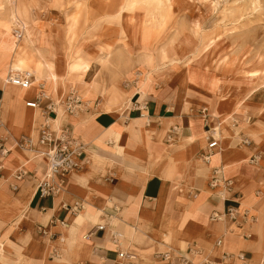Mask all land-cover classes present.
<instances>
[{
  "label": "crops",
  "instance_id": "0c3cea01",
  "mask_svg": "<svg viewBox=\"0 0 264 264\" xmlns=\"http://www.w3.org/2000/svg\"><path fill=\"white\" fill-rule=\"evenodd\" d=\"M135 68L139 79L149 70L141 62ZM158 73L148 71L146 84ZM170 77L165 68L140 90V97L135 92L118 104L126 122L98 103L76 116L64 108L57 126L52 120L59 111L52 114L46 123L82 141L89 163L67 177L61 193L46 197L37 189L46 159L18 145L28 136L37 142L46 121L42 110L26 107L38 95L33 90L39 81L32 82V90L0 83V140L7 151L2 155L0 150V264L6 259L11 264H125L120 250L134 256L132 264H181L184 259L225 264L226 252H245L248 264L264 260V139L259 145L244 132L235 135L237 128L248 126L242 117L247 110L231 112V140L225 135L226 119L182 110L183 104L176 103L179 77ZM144 111L149 116L142 118ZM212 132L220 147L206 163L202 155ZM246 137L250 144L244 143ZM197 193L201 196L194 197ZM231 206L239 211L236 221L225 217ZM249 216L257 220L246 223ZM219 239L221 246L216 245ZM15 251L25 256L23 262L17 263ZM231 263L241 264L236 258Z\"/></svg>",
  "mask_w": 264,
  "mask_h": 264
},
{
  "label": "rangeland",
  "instance_id": "374dc122",
  "mask_svg": "<svg viewBox=\"0 0 264 264\" xmlns=\"http://www.w3.org/2000/svg\"><path fill=\"white\" fill-rule=\"evenodd\" d=\"M20 59L42 74L33 76V83L41 77L33 94L43 87L51 91L60 116L61 101L77 90L89 106L98 103L126 122L118 104L135 92L140 97V90L166 68L170 78L179 77L176 103L183 104L182 110L226 119L230 140L231 112L247 110L241 115L248 126L237 128L235 135L244 132L257 144L264 139V0H0L2 85L12 62ZM75 62L88 69L71 71ZM140 62L159 72L150 84L145 82L148 71L139 79L138 69H132ZM252 126L257 129L250 131ZM14 254L17 263L24 261L21 252Z\"/></svg>",
  "mask_w": 264,
  "mask_h": 264
},
{
  "label": "built area",
  "instance_id": "2783aa9c",
  "mask_svg": "<svg viewBox=\"0 0 264 264\" xmlns=\"http://www.w3.org/2000/svg\"><path fill=\"white\" fill-rule=\"evenodd\" d=\"M15 35L17 39L22 38L21 30H16ZM10 81L12 85L20 87L22 89H27L32 85L33 76L31 74L17 75L15 77L11 76ZM44 100H49V102L42 106ZM65 111L71 115H78L89 107V102H85L79 91H71L67 96L61 101ZM1 103V99H0ZM26 107L33 109H40L46 119L42 123L39 129L38 141L34 142L31 136L22 137L18 140V145L24 150H35L38 155L46 159L47 165L44 177L40 180L38 185V192L42 197L57 195L62 192L65 185L67 177L79 170L86 168L89 163V155L86 152L85 144L79 139H75L67 129H60V131H55L51 126L46 123L48 118H51L52 114L57 115L58 107L56 101L51 99L50 95L46 91H40V93L35 96V98L28 100L26 102ZM251 120V119H250ZM209 143L206 148V152L202 155L203 160L207 163L214 154L213 149L220 147L219 139L214 135V133H209L208 136ZM3 141L0 140V150L1 154H7V151L3 150ZM245 144H250L248 137L244 140ZM216 174L219 173L218 169L215 170ZM22 175L18 176L21 179ZM217 181V179L213 180ZM215 186V182L213 183ZM195 196V194H194ZM215 219H219L220 216L213 215ZM243 216H248L246 211ZM225 217H229L231 220L236 221L239 218V211L236 207L231 206L228 208ZM257 220L253 216H249L245 219L246 223L249 221ZM104 225H99V229L103 230ZM249 237V235H247ZM223 243L222 239L216 241L217 246H221ZM197 251V249H194ZM118 257L126 261L125 264H132L130 255L122 250L119 251ZM166 258H169L166 256ZM238 259L241 264H247L248 259L245 252L239 254L224 253L223 262L225 264H232V259ZM211 262L210 264H212ZM181 264H192L188 259H184ZM264 264V260L260 263Z\"/></svg>",
  "mask_w": 264,
  "mask_h": 264
},
{
  "label": "bare ground",
  "instance_id": "6f19581e",
  "mask_svg": "<svg viewBox=\"0 0 264 264\" xmlns=\"http://www.w3.org/2000/svg\"><path fill=\"white\" fill-rule=\"evenodd\" d=\"M40 59V58H39ZM30 61V60H29ZM11 64V63H10ZM32 65H30L29 63H28V61L26 60H22V59H20V60H18V62H12V64L10 65V69L6 72V76H7V78H6V82H7V84H10L11 83V81H10V77L11 76H13V77H15V76H17V75H26V74H31L32 76H35V74H37V75H39V76H42L41 75V73H39V72H37L36 70H34L32 67H31ZM35 66V65H34ZM33 66V67H34ZM40 66V65H39ZM85 68L86 70L88 69V66L87 65H84V64H81V63H74L71 67H70V70L71 71H73V72H75V71H78V70H80L81 68ZM43 69V68H42ZM40 71V70H39ZM12 84V83H11ZM14 86V85H13ZM22 89V88H21ZM23 90H26V89H23ZM58 114H59V112H58ZM144 115H146V116H149L148 114H147V112L146 111H144L143 113H142V118L144 117ZM43 116V115H42ZM59 117H61L60 116V114L58 115V118L57 119H53L52 120V122H53V124H55L56 123V121H58V119H59ZM61 119V118H60ZM1 120V119H0ZM148 122H150L149 120H147ZM148 124H150V123H148ZM56 126H57V124H55ZM212 131V130H211ZM213 133V132H212ZM204 140L205 141H207V135H206V133L204 134ZM216 154V153H215ZM215 154H213L212 155V157L215 155ZM211 157V158H212ZM210 158V159H211ZM202 161L204 162V160L202 159ZM198 196V195H197Z\"/></svg>",
  "mask_w": 264,
  "mask_h": 264
}]
</instances>
